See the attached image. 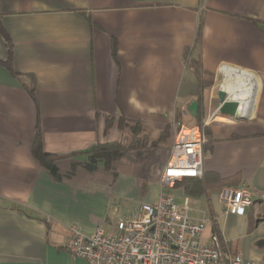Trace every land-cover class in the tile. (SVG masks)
I'll return each instance as SVG.
<instances>
[{
    "label": "crops",
    "instance_id": "0c3cea01",
    "mask_svg": "<svg viewBox=\"0 0 264 264\" xmlns=\"http://www.w3.org/2000/svg\"><path fill=\"white\" fill-rule=\"evenodd\" d=\"M0 15L17 73L0 33V264H88L65 248L70 227L109 233L158 200L174 121H202L208 141L204 191L169 190L207 218L205 241L218 233L227 255L264 264V0H0ZM196 54L210 86L188 63ZM229 71L254 82L248 115L219 110ZM38 121L37 149L54 161L35 149ZM108 143L121 145L109 167L88 152ZM243 185L252 206L227 213L221 188Z\"/></svg>",
    "mask_w": 264,
    "mask_h": 264
},
{
    "label": "built area",
    "instance_id": "2783aa9c",
    "mask_svg": "<svg viewBox=\"0 0 264 264\" xmlns=\"http://www.w3.org/2000/svg\"><path fill=\"white\" fill-rule=\"evenodd\" d=\"M214 115L217 112L213 119ZM173 127L174 142L158 200L119 218L109 233L97 226L88 235L72 225L65 245L72 256L88 264H252L240 253L227 255L218 233L205 241L207 218L192 216L189 197L178 203L169 190L185 179L203 177V146L208 141L199 126L174 121ZM219 195L227 213L243 214L252 206L256 192L249 185L228 186Z\"/></svg>",
    "mask_w": 264,
    "mask_h": 264
},
{
    "label": "trees",
    "instance_id": "16d2710c",
    "mask_svg": "<svg viewBox=\"0 0 264 264\" xmlns=\"http://www.w3.org/2000/svg\"><path fill=\"white\" fill-rule=\"evenodd\" d=\"M1 15H0V33L2 34V36L4 37L5 43H6V47H7V51H8V60L6 62H4V64L10 69L12 70V72L14 74L17 75V73L14 72L13 70V55H14V43L13 40L10 36V34L8 33V31L4 28L3 24H2V19H1ZM251 19H253L254 21H256L257 19L254 17H250ZM202 27L203 25L200 24L199 29H198V33H197V38H196V44L199 45L200 44V40H201V35H202ZM196 45V49L199 48V46ZM198 51V50H197ZM189 65L194 69V71L196 72V74L198 75L201 84L205 87V86H210L213 83L214 80V74L212 72H205V70L203 69L202 65H201V60L199 58V55L196 54V56H193L192 58L189 59ZM206 80H208L206 82ZM27 86H28V90L31 93V95L33 96V98L35 99V94H36V81H35V77L34 75H32L31 77V83L27 82ZM202 86V87H203ZM198 126L202 129L203 132H206V126L202 121H199ZM41 128H40V122L38 121L37 124V128H36V137H35V149L37 150V152L39 153V156L46 160V161H54L55 160V156H50V155H44L42 154L39 149H37V146L41 140ZM121 149V145L118 143H108V144H99L96 145L94 147H92L88 152H92L94 153L97 157H100L102 159H104L106 161L107 166L109 167V165L111 164V162L113 161V159L118 155L119 151ZM237 179H239L238 177H231L228 179H224L223 183H233L235 182ZM178 183H185V188L186 191L189 194H193V195H199L202 193V191H204V186H203V181L201 180V178H188L185 179L181 182ZM225 187V186H224ZM222 187L221 190L224 188Z\"/></svg>",
    "mask_w": 264,
    "mask_h": 264
},
{
    "label": "bare ground",
    "instance_id": "6f19581e",
    "mask_svg": "<svg viewBox=\"0 0 264 264\" xmlns=\"http://www.w3.org/2000/svg\"><path fill=\"white\" fill-rule=\"evenodd\" d=\"M229 72L228 74H226V79L222 86L227 91H230L232 97L240 98L241 100L240 112L244 115H248L249 106H250L253 88H254V82H252V80L249 82H246L248 77H246L245 75L242 76L237 73L232 74V71H229ZM238 89L240 91H237Z\"/></svg>",
    "mask_w": 264,
    "mask_h": 264
},
{
    "label": "water",
    "instance_id": "95a60500",
    "mask_svg": "<svg viewBox=\"0 0 264 264\" xmlns=\"http://www.w3.org/2000/svg\"><path fill=\"white\" fill-rule=\"evenodd\" d=\"M218 99H219V110L222 113L228 114L232 117H239L240 114V102L238 100L230 99L228 96L227 90L221 86L218 91ZM189 109L194 113L198 111V102L194 101L189 105Z\"/></svg>",
    "mask_w": 264,
    "mask_h": 264
},
{
    "label": "rangeland",
    "instance_id": "374dc122",
    "mask_svg": "<svg viewBox=\"0 0 264 264\" xmlns=\"http://www.w3.org/2000/svg\"><path fill=\"white\" fill-rule=\"evenodd\" d=\"M102 227H103V226H102ZM104 229H106V228H104ZM111 229H112V228L109 227L107 230L111 231Z\"/></svg>",
    "mask_w": 264,
    "mask_h": 264
}]
</instances>
